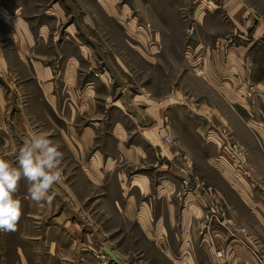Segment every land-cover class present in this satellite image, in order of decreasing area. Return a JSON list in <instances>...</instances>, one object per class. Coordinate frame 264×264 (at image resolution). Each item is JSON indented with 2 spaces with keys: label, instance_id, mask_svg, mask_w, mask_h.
<instances>
[{
  "label": "crops",
  "instance_id": "1",
  "mask_svg": "<svg viewBox=\"0 0 264 264\" xmlns=\"http://www.w3.org/2000/svg\"><path fill=\"white\" fill-rule=\"evenodd\" d=\"M219 4L224 23L207 15L204 34L196 38L206 50L196 73L203 72L207 92L204 102L189 107L193 113L181 120L187 124L184 131L177 128L182 103L175 94L151 100L130 95L124 103L114 99L106 73L90 53L46 46L43 35L20 15L0 11V156L14 163L17 146L31 131L45 133L63 154V179L52 189L51 204L27 198V182H19L22 214L15 231L0 232V264H101L98 255L105 247L121 264H152L149 243L163 254L164 263L156 264H196L191 258H173L181 250L182 222L176 221L182 216L176 218L170 204L165 203L167 211L162 208L164 194L137 205L152 193L150 176L142 173L161 172L167 161L174 175L173 158L202 154L189 152L180 141L203 140L211 125H226L246 151L257 189L244 191L231 181V190L247 199L225 204L249 247L264 256L260 238L253 237H264V0ZM149 134L160 143L153 144ZM166 134L174 145H164ZM212 149L217 151L212 144L203 151ZM208 162L211 168L213 162L223 167L216 158ZM204 181L209 185L213 178ZM156 187L163 192L168 187L165 200L170 203L184 195L180 178L178 185L163 180ZM219 188L224 194V184ZM189 225L196 230L195 222ZM240 249L245 264H257L247 249ZM134 253L139 258L128 260ZM106 262L114 264L108 256Z\"/></svg>",
  "mask_w": 264,
  "mask_h": 264
},
{
  "label": "rangeland",
  "instance_id": "2",
  "mask_svg": "<svg viewBox=\"0 0 264 264\" xmlns=\"http://www.w3.org/2000/svg\"><path fill=\"white\" fill-rule=\"evenodd\" d=\"M219 5V0H0V11L5 10L7 15H20L32 30L36 29L38 35L39 32L43 35L46 46L59 47L61 52L65 48L66 51L81 49L90 53L98 63L99 70L106 73L113 87L114 99L124 103L130 95L144 94L151 100L156 96L175 94L182 103L178 116L181 121L188 117V112L193 113L189 107H199L206 99L204 74L196 73V69L203 67L200 59L205 57L206 50L197 45L196 38L204 34L202 23L207 15L224 23ZM59 64L58 61L55 67L57 75ZM208 93L212 95L210 89ZM186 125L181 121L177 128L184 131ZM147 136L153 144L160 143L152 134ZM180 142L189 152L202 153L187 155L192 163L188 176L191 192L173 198L175 203H170L165 200L168 199V187L164 188V192L156 187L163 180L178 185L179 178L186 177L180 170L184 162L179 157L173 158L171 172L174 175L169 174L167 161L161 172L152 175L149 171L142 173L150 176L152 193L140 198L137 209L146 199H156L162 193L164 196L159 200L164 203L162 208L167 211L165 203L170 204L168 210L178 219L182 216L180 221H176L182 222V235H178L181 250L173 256L174 259L187 257L196 260V264H245L238 242L215 222L206 221L210 207L212 210L214 208L205 190L211 187L224 205L225 202L228 204V199H247L241 191L239 196L231 190V181L232 185L238 184L244 191L257 189V186H252L253 181L236 176L225 164L220 167L213 162L212 169L208 160L217 158V151L212 149V152L205 154L203 150L214 143L205 144L202 139L192 141L188 138ZM163 155L170 158L167 150L163 151ZM216 169L224 173V179ZM205 175L213 178L209 185L204 181ZM138 179L145 184L142 178ZM219 184H224V194ZM195 190L201 191L205 197L201 199L202 196ZM178 191L181 192L179 186ZM192 222L196 223V230L189 225ZM128 232L132 233L129 226ZM254 232L257 233L256 230ZM253 237L256 240L260 238L264 245L263 236L254 234ZM149 245L151 249L147 255L152 259L151 263H164L163 254L152 243ZM135 255L130 254L128 260L138 259L139 256ZM98 257L101 264L109 263L103 251L99 252Z\"/></svg>",
  "mask_w": 264,
  "mask_h": 264
},
{
  "label": "clouds",
  "instance_id": "3",
  "mask_svg": "<svg viewBox=\"0 0 264 264\" xmlns=\"http://www.w3.org/2000/svg\"><path fill=\"white\" fill-rule=\"evenodd\" d=\"M63 154L45 133L31 131L17 146L15 162L0 156V232L15 231L22 214L16 196L21 179L27 182L26 197L39 204L55 198L52 191L62 179Z\"/></svg>",
  "mask_w": 264,
  "mask_h": 264
},
{
  "label": "built area",
  "instance_id": "4",
  "mask_svg": "<svg viewBox=\"0 0 264 264\" xmlns=\"http://www.w3.org/2000/svg\"><path fill=\"white\" fill-rule=\"evenodd\" d=\"M213 139H215L216 142ZM203 140L205 143H214L217 147V162L227 165L235 175H240L241 177L254 182L255 174L253 169L248 165L246 151L237 143L226 125L209 126L203 134ZM163 142L166 146H172L175 144V141L170 134L164 136ZM177 156L184 162V166L180 169L186 176L181 178L183 193L191 192L188 178L191 172V160L185 154ZM205 193L211 197V206L214 208V210H212L210 207L208 212L209 215H206V221L208 223L215 222V224L234 237L239 246L247 249L257 264H264V256L249 247L246 242L245 231L241 228L235 227L225 203L223 205L219 202V199L216 197V194L211 187H206Z\"/></svg>",
  "mask_w": 264,
  "mask_h": 264
},
{
  "label": "water",
  "instance_id": "5",
  "mask_svg": "<svg viewBox=\"0 0 264 264\" xmlns=\"http://www.w3.org/2000/svg\"><path fill=\"white\" fill-rule=\"evenodd\" d=\"M103 252L110 258V260L114 263V264H121L116 257L114 256L113 252L111 250H109L108 248H103Z\"/></svg>",
  "mask_w": 264,
  "mask_h": 264
}]
</instances>
